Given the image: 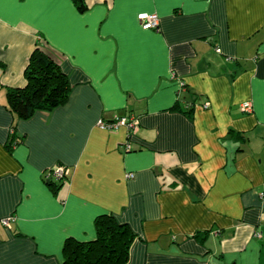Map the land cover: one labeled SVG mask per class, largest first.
<instances>
[{"label": "crops", "instance_id": "crops-1", "mask_svg": "<svg viewBox=\"0 0 264 264\" xmlns=\"http://www.w3.org/2000/svg\"><path fill=\"white\" fill-rule=\"evenodd\" d=\"M36 46L71 89L22 120L6 92ZM104 213L126 264H264V0H0V264H61Z\"/></svg>", "mask_w": 264, "mask_h": 264}, {"label": "trees", "instance_id": "trees-1", "mask_svg": "<svg viewBox=\"0 0 264 264\" xmlns=\"http://www.w3.org/2000/svg\"><path fill=\"white\" fill-rule=\"evenodd\" d=\"M82 10L83 0H73ZM25 85L7 89L9 109L17 118L27 120L36 111H50L65 104L70 83L59 62L50 54L35 47L24 70ZM193 105L188 108L192 111ZM50 181L52 178H45ZM95 238L80 241L67 238L62 247L61 264H126L135 234L126 223L112 214L98 215L94 220ZM199 235V234H198ZM197 235V236H198Z\"/></svg>", "mask_w": 264, "mask_h": 264}, {"label": "built area", "instance_id": "built-area-1", "mask_svg": "<svg viewBox=\"0 0 264 264\" xmlns=\"http://www.w3.org/2000/svg\"><path fill=\"white\" fill-rule=\"evenodd\" d=\"M138 20L144 29H151V30H154L156 32H158L160 30L159 18L157 16V14L142 13V14L138 15ZM178 83H179L180 88L182 89L183 88V82L180 80ZM201 107L208 108L209 103L203 102L201 104ZM240 107H241L242 111L248 112V113L252 112V110H253L252 104H250V102L242 103L240 105ZM137 122H138V120L134 116L129 115V116H125V117H117L112 122H108V123L100 120L98 122V124L102 128H107V129H117L120 126H124V127L128 128L129 132H132L133 129L135 130V126H136ZM126 146H127V149H131V146L129 143H127ZM66 175H67L66 167L56 165L49 172L46 173L45 178H47V179L48 178L61 179L63 177H66ZM132 176L133 175L131 173L126 175L127 178H131ZM13 220H14V216H8V217L0 219V223L4 226L9 227ZM257 236L261 237L260 234H257Z\"/></svg>", "mask_w": 264, "mask_h": 264}]
</instances>
